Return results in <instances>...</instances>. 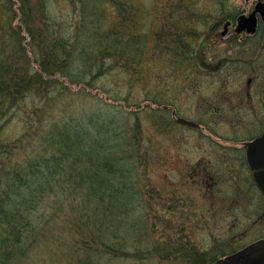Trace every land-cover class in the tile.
Segmentation results:
<instances>
[{
    "label": "rangeland",
    "instance_id": "1",
    "mask_svg": "<svg viewBox=\"0 0 264 264\" xmlns=\"http://www.w3.org/2000/svg\"><path fill=\"white\" fill-rule=\"evenodd\" d=\"M124 1L127 13L123 14L128 18L136 13L137 33L148 35L147 53L136 64L128 63L124 57L107 60V69L97 79L98 86L104 85L107 90L104 92L109 99L107 106L94 98L95 90L86 88L80 92L85 87L83 84L66 86L59 82L66 83L61 73L50 79L44 76L41 83L35 84L33 92L23 93L17 103L0 100V142L5 145L3 150H12L11 155L6 152L0 156V190L7 188L10 173L17 164L47 151L37 144L51 128H58L66 121L83 123L96 109L107 113L126 131L125 137L118 139L126 141L132 152L130 163L136 175L132 190L137 191L140 198L134 202L138 208L132 215L135 219H144V228L135 240H139L137 246L149 252L148 257L112 259L110 254L103 253L100 241L96 242L105 229L97 225L105 222L101 219L103 206L97 204L96 195L89 198L84 187L61 181L48 188L53 193L36 199L37 207L31 211V218L39 227L34 235L36 248L17 264H80L81 252H95L97 248L98 264H210L223 251L228 252L234 246L239 248L237 245L246 237H252L253 232H264V218L249 223L244 219L252 207L243 208L245 205L241 204L232 210L223 207L228 196L233 195L226 192L230 187H218L217 192L206 191L200 167L205 165L210 169L220 163L211 155H207L211 161L200 160L207 148L203 144L200 149V132L177 123L172 113L163 108V105L171 106L170 110H176L177 117L199 122L221 120L212 105L207 106L208 101L215 102L217 92L205 82L200 66L169 61L164 46L156 42V31L171 32L167 12L174 4L184 5L183 0ZM85 2L0 0V81L12 82L17 73L20 77L35 74V62L46 57L45 44L41 46V42L46 41L43 39L49 37L52 44L54 40L70 41L75 36L78 40L80 32L84 31L82 23L88 21L94 9L102 12L103 29L121 28L124 20L119 19L114 2ZM185 4L189 7L187 17L200 18L216 8L217 0H185ZM68 58L76 74L80 62L76 61L75 54ZM73 67L70 66L69 72ZM77 75L71 77L77 78ZM225 116L231 119L232 113ZM239 117L247 118L248 113H239ZM90 124L87 120L83 126L93 133V124L91 127ZM228 130L217 125L207 131L222 136ZM14 146L18 148L13 151ZM221 161L230 170V161L226 158ZM191 174L196 175L198 181L192 179ZM231 228L235 229L229 232ZM229 239L232 246H228ZM126 249L134 252L129 246ZM8 256L4 254L0 264H15L14 257L11 260L9 256L8 260Z\"/></svg>",
    "mask_w": 264,
    "mask_h": 264
},
{
    "label": "trees",
    "instance_id": "2",
    "mask_svg": "<svg viewBox=\"0 0 264 264\" xmlns=\"http://www.w3.org/2000/svg\"><path fill=\"white\" fill-rule=\"evenodd\" d=\"M85 1L87 0H80L82 3H86ZM109 1L116 4L119 19H124L126 16L123 13L127 9L125 1ZM181 8L187 9V6L182 5ZM101 15L102 12L96 9L89 13L88 21L82 23L84 31L80 32V38L78 40L77 36L72 38L76 39L75 42L57 39L52 44L49 37L44 38L46 41L40 45L43 47L45 44L43 49L46 57L35 62L36 73L30 77L28 75L20 77L17 73L16 80L12 82L0 81V100L17 103L23 98V93L33 92L35 84L41 83L44 76L50 79L61 73L66 77V83L58 79L59 82L66 86L83 84L85 87H82L80 92H84L86 88L95 90L96 93L92 94L94 98L107 106L106 100L109 99L104 93L107 90L104 85L98 86L97 79L107 69L105 63L109 58L116 57L119 60L125 57L127 47L124 43L125 28L128 36L135 38L128 44L129 51L134 50L132 56L127 58L128 63H139L145 57L148 35L137 33L136 13L128 17L134 19L133 28H128L129 25L120 20L121 28L116 30L103 29ZM40 32L42 33L41 30ZM72 54H75L76 61L80 62L77 78L71 77L76 75L73 63L68 58ZM70 66L73 68L69 72ZM9 90L10 92H7ZM118 99L120 97H116V100ZM87 120H90V127L93 124V133L89 127L83 126ZM87 120L83 123L66 121L58 128H51L37 144L42 145L47 151L17 164L10 173L7 188L0 190V258L8 253L10 259L12 260L13 256L17 264L20 259L27 257L29 251L36 248L34 235L39 231V227L31 218V211L37 207L36 199L40 197L43 199L53 193L48 188H53L55 183L61 181L84 187L87 196L90 198L96 195L97 204L103 206L101 219H105V222L97 225L105 229L99 233L100 238L96 239V242L100 241L103 253L110 254L112 259L143 260L148 257L146 253L149 252L137 246L139 240H135L144 228V219L143 217L135 219L132 215L138 208L134 202L140 198L138 192L132 190L136 179L135 168L130 163L132 152L129 151L126 141L120 142L118 139L119 136L125 137L126 131L121 130L118 120L97 109ZM4 147L5 145L0 142V156L6 152H10L11 155L12 150H3ZM17 148L14 146L13 151ZM128 246L134 252L128 251L126 249ZM97 250L98 248L95 252L90 250L81 252L80 264H98L95 260Z\"/></svg>",
    "mask_w": 264,
    "mask_h": 264
},
{
    "label": "flooded vegetation",
    "instance_id": "3",
    "mask_svg": "<svg viewBox=\"0 0 264 264\" xmlns=\"http://www.w3.org/2000/svg\"><path fill=\"white\" fill-rule=\"evenodd\" d=\"M181 6L174 4L168 10L167 22L171 32L167 34L164 29L161 34L156 31V42L158 46H164L169 61L184 66H200L205 82L214 86L217 92L215 102L208 101L207 106L212 105V110L215 109L221 120L203 119L199 122L177 117L176 110H170L171 106L163 105V108L172 113L177 123L183 124L177 119L184 118L193 123L184 125L200 132V149L203 144L207 145L200 160L211 161L207 158L211 155L220 163L210 169L201 165L206 191L217 192L218 187H230L226 192L233 195L228 196L223 207L230 210L238 204L245 205L243 208L252 207L244 219L247 223L260 221L264 218V192L254 177L252 165L255 167L258 161L264 160V0H217L216 8L210 13L208 10L207 14L202 12L200 18L187 17L186 9ZM183 6H187L185 2ZM123 20L128 28H133L134 19L125 17ZM125 30L127 47L124 58L127 60L134 52L129 51L128 44L135 38L128 36ZM1 41L4 42L3 39ZM245 112L248 113L247 118L239 117V113ZM225 113H232V118H226ZM217 125L228 128V132L219 136L211 133L213 130L207 131ZM221 158L230 161V170L222 165ZM190 177L198 181L196 175L191 174ZM263 233L253 232L252 237H246L242 244L237 245L239 248L234 246L228 252L223 251L211 264L264 240ZM228 243V246L233 245L231 239Z\"/></svg>",
    "mask_w": 264,
    "mask_h": 264
},
{
    "label": "water",
    "instance_id": "4",
    "mask_svg": "<svg viewBox=\"0 0 264 264\" xmlns=\"http://www.w3.org/2000/svg\"><path fill=\"white\" fill-rule=\"evenodd\" d=\"M177 121L186 125L193 124L191 121H188L184 118H178ZM263 139L264 137H262V141ZM263 162L264 160H262V162L258 161V165H256L255 167L252 165L253 162H251V165L254 177L259 182V185L261 186L264 192ZM214 264H264V240L252 243L251 245L245 247L237 253L231 254L225 258L216 261Z\"/></svg>",
    "mask_w": 264,
    "mask_h": 264
}]
</instances>
